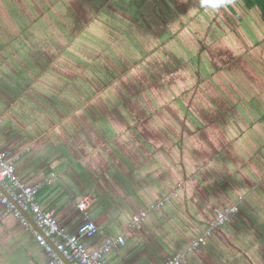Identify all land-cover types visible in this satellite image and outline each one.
<instances>
[{
    "label": "crops",
    "instance_id": "0c3cea01",
    "mask_svg": "<svg viewBox=\"0 0 264 264\" xmlns=\"http://www.w3.org/2000/svg\"><path fill=\"white\" fill-rule=\"evenodd\" d=\"M252 1L74 0L51 39L0 41V149L66 233L96 224L89 250L124 237L103 264H164L234 203L180 264H264V5ZM4 211L0 264H46Z\"/></svg>",
    "mask_w": 264,
    "mask_h": 264
},
{
    "label": "built area",
    "instance_id": "2783aa9c",
    "mask_svg": "<svg viewBox=\"0 0 264 264\" xmlns=\"http://www.w3.org/2000/svg\"><path fill=\"white\" fill-rule=\"evenodd\" d=\"M37 191V186L21 182L15 173V158L6 157L0 149V201L5 206L3 216L12 214L32 232L36 241L48 254L46 264H103V257L106 253L125 243L124 237L118 235L115 238H107L99 248L89 250L83 237L96 234V224L91 220H86L79 225L75 233H66L56 220L54 210L44 209L41 206L37 200ZM169 198L170 195L163 196L156 203L139 210L132 216V225L139 226L148 212L162 206ZM85 204L84 200L79 206L83 208ZM22 211L32 218L37 229L30 225ZM237 211V204L215 208L214 216L206 229L187 246L184 252L167 258L164 264H180L187 253L195 251L205 243L212 231L226 223Z\"/></svg>",
    "mask_w": 264,
    "mask_h": 264
},
{
    "label": "rangeland",
    "instance_id": "374dc122",
    "mask_svg": "<svg viewBox=\"0 0 264 264\" xmlns=\"http://www.w3.org/2000/svg\"><path fill=\"white\" fill-rule=\"evenodd\" d=\"M73 1L74 0H2V2H0V8L1 5L8 8L5 11V17L9 30L5 31L0 28L2 34V36H0L2 40L0 41L3 43L6 39L12 41L13 38H25L29 42L39 43V41L51 39V36L46 33L50 34V27L53 23H58L55 14L58 12L59 17L63 18V13L72 6ZM60 33L61 38H63L64 31H60ZM2 49L4 50V48L0 46V52H2ZM9 49L10 48L6 50ZM238 198L241 199L242 196Z\"/></svg>",
    "mask_w": 264,
    "mask_h": 264
},
{
    "label": "trees",
    "instance_id": "16d2710c",
    "mask_svg": "<svg viewBox=\"0 0 264 264\" xmlns=\"http://www.w3.org/2000/svg\"><path fill=\"white\" fill-rule=\"evenodd\" d=\"M256 1L261 2L260 4L264 5V0H256ZM246 2L249 4V3H252L253 1L252 0H246Z\"/></svg>",
    "mask_w": 264,
    "mask_h": 264
},
{
    "label": "water",
    "instance_id": "95a60500",
    "mask_svg": "<svg viewBox=\"0 0 264 264\" xmlns=\"http://www.w3.org/2000/svg\"><path fill=\"white\" fill-rule=\"evenodd\" d=\"M23 215L26 216L27 218H29L28 214L24 211H22Z\"/></svg>",
    "mask_w": 264,
    "mask_h": 264
}]
</instances>
